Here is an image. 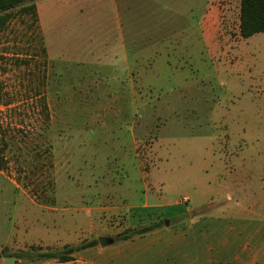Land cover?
I'll return each instance as SVG.
<instances>
[{
    "label": "rangeland",
    "instance_id": "rangeland-1",
    "mask_svg": "<svg viewBox=\"0 0 264 264\" xmlns=\"http://www.w3.org/2000/svg\"><path fill=\"white\" fill-rule=\"evenodd\" d=\"M33 3L0 33V247L21 255L0 264L54 260V223L123 233L144 187L200 213L226 185L264 214V33L240 37L239 0Z\"/></svg>",
    "mask_w": 264,
    "mask_h": 264
},
{
    "label": "crops",
    "instance_id": "crops-1",
    "mask_svg": "<svg viewBox=\"0 0 264 264\" xmlns=\"http://www.w3.org/2000/svg\"><path fill=\"white\" fill-rule=\"evenodd\" d=\"M196 186L199 187V184ZM161 189H158L160 195ZM220 189L224 191L218 192V198L226 195V200L215 203L209 200L208 211L192 213L191 206L187 205L191 201L189 197L187 203L181 202L180 198L173 204H151L149 199L152 196L149 193L153 187H144L145 199L139 207L141 212L128 217L127 227L158 223L162 221L163 209L173 210L175 216L171 218L172 223L132 240L114 242L106 248H101L98 243V247L73 254L71 261L49 260L41 264H264V214L257 210L258 201L240 198L238 188L227 189L225 185ZM230 191H237V199H234V195L232 197ZM118 209L106 205L86 207L83 204L80 211L98 213ZM96 224L98 229H104L99 222ZM62 232V226L54 223L45 236L44 246L50 253L79 245L70 244L66 230ZM121 232L117 230L107 238L113 239ZM79 239L81 243L95 240ZM2 249L0 247V251Z\"/></svg>",
    "mask_w": 264,
    "mask_h": 264
},
{
    "label": "trees",
    "instance_id": "trees-1",
    "mask_svg": "<svg viewBox=\"0 0 264 264\" xmlns=\"http://www.w3.org/2000/svg\"><path fill=\"white\" fill-rule=\"evenodd\" d=\"M34 0H0V33L3 32L8 23L18 16H30L33 24L37 22V9ZM239 35L242 39H248L253 35L264 33V0H239ZM44 53V49H42ZM0 87V93H1ZM0 150V171L5 168V161ZM163 226V221L152 223L147 226L128 228L123 233L116 235L114 242H124L132 240L155 231ZM98 247V241L84 242L77 246L64 247L61 251L45 253L41 257L47 259L67 262L72 260V255L82 250ZM20 258V254L6 253L0 251V257Z\"/></svg>",
    "mask_w": 264,
    "mask_h": 264
},
{
    "label": "water",
    "instance_id": "water-1",
    "mask_svg": "<svg viewBox=\"0 0 264 264\" xmlns=\"http://www.w3.org/2000/svg\"><path fill=\"white\" fill-rule=\"evenodd\" d=\"M167 225H168V223L166 224V226H167ZM98 243H99V246H100L101 248H106V247L112 245V244L114 243V240L111 239V238H107V237H105V238H100V239L98 240Z\"/></svg>",
    "mask_w": 264,
    "mask_h": 264
},
{
    "label": "built area",
    "instance_id": "built-area-1",
    "mask_svg": "<svg viewBox=\"0 0 264 264\" xmlns=\"http://www.w3.org/2000/svg\"><path fill=\"white\" fill-rule=\"evenodd\" d=\"M189 201V199L187 197H182L181 198V202L183 203H187Z\"/></svg>",
    "mask_w": 264,
    "mask_h": 264
}]
</instances>
